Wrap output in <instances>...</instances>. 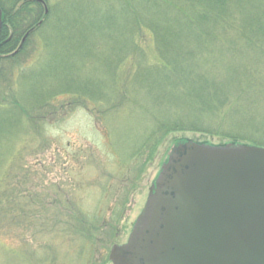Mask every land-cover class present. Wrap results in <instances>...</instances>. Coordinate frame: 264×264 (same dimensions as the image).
<instances>
[{
  "label": "rangeland",
  "instance_id": "374dc122",
  "mask_svg": "<svg viewBox=\"0 0 264 264\" xmlns=\"http://www.w3.org/2000/svg\"><path fill=\"white\" fill-rule=\"evenodd\" d=\"M257 1L230 0L227 9L239 15ZM46 2L55 15L47 27L27 35L30 51L11 69L12 98L10 89L0 96V264H101L111 244L126 238L113 239L106 222L127 232L177 141L218 144L228 138L170 130L149 143L154 151L153 146L140 148L143 154L127 157L140 147L148 127L171 122L180 111L186 120L195 119V113L172 108L167 97L158 99L156 112L157 90H143L136 76L131 80L139 87L130 86V105L121 95L122 104L112 113H105L106 102L64 93L67 83L105 99L125 93L126 75H118L114 57L125 47L127 15L117 0ZM136 13L166 20L169 29L171 13L176 14L169 6L154 9L150 4H139ZM145 38L138 46L156 65L157 54ZM131 64L121 63L120 71ZM41 103L48 105L41 108ZM113 203L129 206L118 224L114 218L120 209L110 210Z\"/></svg>",
  "mask_w": 264,
  "mask_h": 264
},
{
  "label": "trees",
  "instance_id": "16d2710c",
  "mask_svg": "<svg viewBox=\"0 0 264 264\" xmlns=\"http://www.w3.org/2000/svg\"><path fill=\"white\" fill-rule=\"evenodd\" d=\"M43 2L47 6L46 0ZM117 2L127 15L125 47L119 50L121 55L114 57L118 75L121 79H124L123 74L126 75L123 83L127 87L125 93L105 99L82 86H76L80 90L77 92L71 83L65 84L63 92L77 95L74 96L77 100L85 95L93 102H106L105 113H112L122 104L121 95H125L130 105V86L139 87L131 80L136 76L141 77L142 81L138 83L143 90L149 91L152 87L157 90L153 102L156 112L160 105L158 99L163 102L167 97L168 101L171 99L172 108H180L187 111L186 114L195 113V119L186 120L187 115L183 116L180 111L171 122L164 121L153 129L148 127L141 133L140 147L129 152L127 157L137 151L138 155L143 154L139 153L140 148L149 150L153 146L151 144L170 130L203 132L228 138L216 145L229 143L264 147V0L254 3L250 12H240L239 15L228 12L230 0ZM139 4L144 7L150 4L154 9L164 5L171 7V11L176 12L175 15L171 13V29L166 20L138 16ZM0 10V96L10 89L8 95L12 98L15 80L11 69L27 56V50L30 51L28 36L31 31L47 27L55 13L48 7L45 13V6L37 0H0ZM27 32L28 36L22 41ZM145 37L157 54L154 58L156 65L149 63L147 51L138 46ZM130 60L133 66L125 73L121 72V63ZM144 65L145 68L140 70ZM18 70L23 74L25 68L21 66ZM117 98L119 102L112 104ZM13 100L16 101L15 98ZM38 105L42 108L48 104ZM198 115L203 117L197 119ZM8 118L7 114L5 120ZM155 120V117L150 119ZM187 141L194 140L181 139L172 148Z\"/></svg>",
  "mask_w": 264,
  "mask_h": 264
},
{
  "label": "water",
  "instance_id": "95a60500",
  "mask_svg": "<svg viewBox=\"0 0 264 264\" xmlns=\"http://www.w3.org/2000/svg\"><path fill=\"white\" fill-rule=\"evenodd\" d=\"M109 259L112 264H264V147L178 143L126 242L114 245Z\"/></svg>",
  "mask_w": 264,
  "mask_h": 264
},
{
  "label": "flooded vegetation",
  "instance_id": "af4514ba",
  "mask_svg": "<svg viewBox=\"0 0 264 264\" xmlns=\"http://www.w3.org/2000/svg\"><path fill=\"white\" fill-rule=\"evenodd\" d=\"M141 160H143V156L141 157ZM143 161H145V159ZM114 206H117L118 209H120V213L118 214V216L116 215V217L114 218V221L115 222L118 221L117 222V224H118L120 221L122 222L123 211L125 212L129 208V206L127 204H124V203H113L112 206L110 207V210H112L113 209L112 207H114ZM134 221H135V219L132 220V221L130 220L129 225L125 229V231H127V232H124V230L121 229L122 228L121 225H111L110 224V220L106 222L105 226L107 228H109V233H113V239L114 238L117 239L119 236H122V234H126L125 235L126 236L125 241H126L128 235H129V233H130V231L132 229ZM128 228H129V230H128ZM125 241H122V242H120L118 244H122ZM116 244H117V242L116 243H112L111 246L116 245ZM111 246H110V248H111ZM110 248H109V250H110ZM108 254H109V251H108ZM107 257H108V255H106V257H104V259H102L101 264H106Z\"/></svg>",
  "mask_w": 264,
  "mask_h": 264
}]
</instances>
